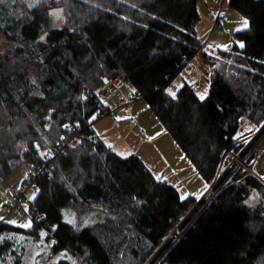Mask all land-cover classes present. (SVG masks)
Returning a JSON list of instances; mask_svg holds the SVG:
<instances>
[{
	"label": "trees",
	"instance_id": "obj_1",
	"mask_svg": "<svg viewBox=\"0 0 264 264\" xmlns=\"http://www.w3.org/2000/svg\"><path fill=\"white\" fill-rule=\"evenodd\" d=\"M226 1L248 27L235 33L238 44L215 47L222 58L203 100L187 82L167 92L202 46L199 0H63L24 18L2 6L12 47L0 51V175L42 164L31 200L44 218L28 212L27 229L0 220V264H264V186L255 177L244 175L241 187L219 180L209 202L196 203L93 133V117L109 111L95 90L118 78L210 185L243 117L264 121V0ZM68 121L79 143L50 158L43 135L57 142Z\"/></svg>",
	"mask_w": 264,
	"mask_h": 264
},
{
	"label": "rangeland",
	"instance_id": "obj_2",
	"mask_svg": "<svg viewBox=\"0 0 264 264\" xmlns=\"http://www.w3.org/2000/svg\"><path fill=\"white\" fill-rule=\"evenodd\" d=\"M62 2L63 0H0V9L4 4L16 5L22 9L20 17L24 18L25 10L41 6L48 8L51 4L56 6ZM198 12L200 20L197 36L202 46L192 61H189L190 63L172 80L167 89L169 94L175 93L187 82L194 86L199 98L201 95L205 97L209 91L211 69L216 68L222 58L220 49L215 47L229 49L238 44L235 33L248 27L245 28L242 23L247 19L232 9L226 0H199ZM218 13L224 15L225 20L219 26H214ZM54 17L56 25H60V14L57 12ZM11 47L0 30V51ZM101 88L106 94L99 93ZM95 94L100 103L111 111L110 114L107 111L94 116L97 118L95 121L92 119L95 134L119 156H137L157 179L173 185L181 198L190 195L197 199L196 203L204 199L207 204L216 193L218 188L214 189V186L219 180H222L221 185L235 183L237 187H241L244 175H252L264 186V121L256 126L247 114L243 117L238 131L247 124L252 128L249 133L244 132L238 139L237 136L234 137V143L224 152L216 177L209 185L165 130L147 101L144 98L133 99L136 97L133 87L122 84L107 89L101 86L95 90ZM245 151L247 152L243 153ZM24 178V167L10 175H0V220L6 223L12 221L14 223L9 224L17 227L30 224L26 228L20 227L27 229L33 225L29 214L5 215L1 210V205L10 195L12 187L19 185ZM36 193V188L30 189L29 197L33 198ZM246 194L248 200L253 203L256 199L255 193L247 190ZM170 236L176 238L179 232L174 229ZM120 260L121 264L133 263L130 258Z\"/></svg>",
	"mask_w": 264,
	"mask_h": 264
},
{
	"label": "built area",
	"instance_id": "obj_3",
	"mask_svg": "<svg viewBox=\"0 0 264 264\" xmlns=\"http://www.w3.org/2000/svg\"><path fill=\"white\" fill-rule=\"evenodd\" d=\"M224 20H225V16L222 15L221 13H218L214 26H219ZM108 82L105 85L107 89H112L116 86L122 85V82L118 78H113L110 80L109 83ZM99 93L106 94V91L100 90ZM108 113L110 114L111 111L109 110ZM63 128L66 134H63L59 137V142L57 144H49L48 148L51 156L50 158H53L60 153H63L66 148L74 147L79 143L81 132L77 124L70 125L66 123L64 124ZM251 128L252 127L249 124L245 125L243 129L237 132L236 134L237 139L244 132L249 133V129ZM24 168H25L24 180L19 185L12 187V189L10 190L11 197L7 198L2 203L1 209L4 211L6 215L15 214L18 216H23L24 214H28L29 212L34 215V219L36 222H40L41 220H43L44 216L38 213V208L36 204H34V202L29 197V190L35 188L34 185L35 179L43 173V166L37 168L30 166V164H26Z\"/></svg>",
	"mask_w": 264,
	"mask_h": 264
},
{
	"label": "snow or ice",
	"instance_id": "obj_4",
	"mask_svg": "<svg viewBox=\"0 0 264 264\" xmlns=\"http://www.w3.org/2000/svg\"><path fill=\"white\" fill-rule=\"evenodd\" d=\"M37 2H39V0H37ZM242 23H243V26L246 28L247 26H248V21L247 20H244V21H242ZM241 47H243V45L241 44L240 45ZM224 47H227V46H224ZM170 94L171 95H173V96H175V93H172V92H170ZM205 97H204V95H201L200 96V99L201 100H203ZM93 119H95V117H93ZM65 127H67V126H65ZM62 139V138H61ZM36 147L39 149V145H36ZM182 199H183V197H182ZM27 210V209H26ZM9 223H14V222H12V221H10ZM30 226V224H24V225H20V227H29ZM41 235H43V233L41 234Z\"/></svg>",
	"mask_w": 264,
	"mask_h": 264
},
{
	"label": "bare ground",
	"instance_id": "obj_5",
	"mask_svg": "<svg viewBox=\"0 0 264 264\" xmlns=\"http://www.w3.org/2000/svg\"><path fill=\"white\" fill-rule=\"evenodd\" d=\"M68 124L70 125H76L77 122L76 121H71V122H67ZM44 139L46 140V143L48 144V147H49V144H57L59 142V140L57 142H52L50 141L45 135H43ZM42 164L38 165L37 168H39Z\"/></svg>",
	"mask_w": 264,
	"mask_h": 264
},
{
	"label": "crops",
	"instance_id": "obj_6",
	"mask_svg": "<svg viewBox=\"0 0 264 264\" xmlns=\"http://www.w3.org/2000/svg\"><path fill=\"white\" fill-rule=\"evenodd\" d=\"M215 18L216 17H214V20H215ZM214 20H213V24H214ZM196 29H197V27H196ZM198 33V32H197ZM105 87V85L103 86V88ZM100 90H102V88L100 89ZM100 92V91H99ZM93 133L95 134V129H94V125H93ZM96 135V134H95ZM97 136V135H96ZM98 137V136H97Z\"/></svg>",
	"mask_w": 264,
	"mask_h": 264
},
{
	"label": "water",
	"instance_id": "obj_7",
	"mask_svg": "<svg viewBox=\"0 0 264 264\" xmlns=\"http://www.w3.org/2000/svg\"><path fill=\"white\" fill-rule=\"evenodd\" d=\"M54 13H55V12H54ZM103 81H104V83H107V80H106V79H104Z\"/></svg>",
	"mask_w": 264,
	"mask_h": 264
}]
</instances>
